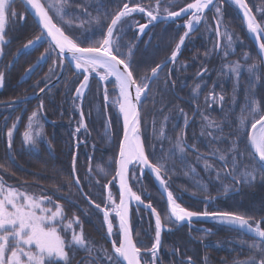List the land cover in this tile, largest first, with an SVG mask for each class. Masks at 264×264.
Returning a JSON list of instances; mask_svg holds the SVG:
<instances>
[{
    "label": "trees",
    "instance_id": "16d2710c",
    "mask_svg": "<svg viewBox=\"0 0 264 264\" xmlns=\"http://www.w3.org/2000/svg\"><path fill=\"white\" fill-rule=\"evenodd\" d=\"M123 2L126 0H69L68 14L64 19L71 23H61L60 26L66 34L79 38L82 46H91L102 38L112 15ZM135 2L147 7L155 0ZM191 2L193 0H176L169 9L176 11ZM246 3L260 21L264 16V0H246ZM216 7L221 9L219 14ZM13 10L24 15L25 19L10 20L6 25L9 42L3 46L5 56L0 59V71L5 72L0 87V165H3L0 178L6 185L29 194L52 197L64 210L63 224L74 215L78 216L80 225L73 223V228L77 232L82 228L87 244L94 249L92 256H95L100 249H111L103 215L83 196L74 180L78 177L83 193L101 206L106 202L104 185L112 181L108 189L117 201L118 190L113 177L122 137L121 121L110 108L105 109L102 95L98 97L99 112L95 110V101L88 92L82 105L86 129L77 133L80 113L74 92L82 76H78L69 65L58 84L40 97L28 99L45 85V81L48 83L56 77L60 66L53 65V60L57 59L55 52L50 59L40 60L37 64L41 54L49 48L46 38L28 49L23 48L28 39L39 34V29L19 0L13 4ZM50 15L58 21L52 11ZM97 17L100 23L96 22ZM134 17L138 20L142 15ZM219 17L221 33L226 32L232 39L229 46L227 35H221L217 50L216 21ZM186 19L153 23L141 37L133 28L132 18L123 22L118 32L124 43L134 47L131 66L135 76H150L152 67L169 58L179 36L185 31L183 23ZM237 64L238 70L231 71ZM250 65L256 66L251 72ZM33 67L35 70L26 75V71ZM50 68L54 69V74ZM158 75L159 78L151 84V91L141 102L140 119L146 154L154 163L165 166L168 189L183 207L191 211L233 212L252 217L253 221L264 218V180L260 178L261 174L257 173L254 182L237 183L228 174L231 163L226 168L224 162L213 155L218 149H228L232 141L243 150L245 133L250 130L251 121L248 128L239 127L242 110L250 111V103L256 101L264 111V68L236 8L227 0H215L204 13L201 24L187 37L175 64H164ZM114 86L113 80L106 84L109 96L114 95ZM41 101L46 119L38 108ZM32 111L40 112L38 126H34V131L40 133L36 147L23 142ZM17 117L20 120L9 149L5 118H8L10 127ZM205 117L219 127H207ZM161 127L163 135L160 134ZM181 136L186 145L195 146L185 148L183 160L176 150V140ZM206 164L211 167L206 168ZM252 164L251 157L245 155L239 158L238 171L246 166L250 169ZM133 171L137 174L130 177L132 190L141 195L145 203L151 202L164 221L168 213L166 201L153 177L146 172L140 179L138 166H133ZM68 180L73 183H65ZM225 187L229 189L227 192ZM45 206L55 210V204ZM113 223L115 240V219ZM63 224L59 225L62 234L70 238L71 230L63 231ZM131 225L138 246L150 248L155 238L153 215L145 208L132 206ZM167 227L171 230L162 232L157 264H189L188 257L192 258V264H234L252 256L260 257L258 250L251 247L260 241L231 227L200 221ZM261 227L264 228V221ZM149 258L150 254L145 255L142 264H147ZM81 262L90 264L89 254L83 250L76 252L72 259V264ZM96 264L100 262L97 260Z\"/></svg>",
    "mask_w": 264,
    "mask_h": 264
},
{
    "label": "snow or ice",
    "instance_id": "6c2138e0",
    "mask_svg": "<svg viewBox=\"0 0 264 264\" xmlns=\"http://www.w3.org/2000/svg\"><path fill=\"white\" fill-rule=\"evenodd\" d=\"M16 0H0V59L5 56L4 45L9 41L6 39V25L10 20L13 22L18 18L24 20L22 14H18L13 10V4ZM233 2L242 9L244 18L247 23V30L255 36L261 53H264V16L260 21L252 14L251 8L248 7L246 0H233ZM24 5L25 12L31 11L37 18L39 26V34L33 38L28 39L23 45L24 49L34 46L38 41L45 37L50 38L49 48L41 54L37 64L40 60L50 59L52 53L55 52L57 59L53 60V65L62 66L65 61L74 63L76 74L82 76L79 86L75 89L76 99H82L85 89L89 87V78L93 73L99 76L101 81H108L109 77H114L115 87L119 91V96L114 102L118 105L119 113L123 116L124 135L120 143L119 158L116 161L117 168L113 180L118 178L119 181V202L113 198L110 190L107 192L106 202L104 207L101 203H96L89 199L90 204H94L95 209L103 213V223L107 226L108 236L114 233L113 220L118 221L117 239L112 240L111 249H100L95 256H92L94 251L92 246L86 242L83 230L77 232L73 228V223L80 225V218L78 216L68 220L67 224H63L64 210L62 206L53 201L52 197L47 195L36 196L21 191L10 185H6L2 178H0V264H72V259L78 251H85L89 254L90 264H96L98 260L100 264H142L145 255L150 254L147 264H157L159 259L157 253L161 247V233L167 225L179 226L182 222H192L193 218H211L221 224L244 230L253 233L260 239L259 244L251 245L252 248L257 249L260 253L259 259L256 256L250 257L245 261H236L234 264H264V228L261 227V220L253 221L252 217H246L233 212L222 211H191L183 207L178 202V197L174 196L173 192L168 189L167 181L164 178L166 172L165 166L162 163H154L146 154L144 142L141 139L140 128V109L138 105L141 103L142 97L148 95L151 91V84L159 78V71L162 70V65L157 63L155 67L151 68V75L137 77L134 75V69L131 66V56L133 55L132 46H127V54L121 51V45L117 43V38L114 34L120 30L119 26L126 20L132 17L133 13H142L148 17L147 23L139 24L138 34L142 35L145 29L154 21H168L180 17L182 14H189L184 27L186 31L179 36L178 42L175 43L168 58L169 62L175 64L180 53L181 47L185 43L186 37L193 32L197 25L200 24L204 15L205 9L213 5L214 0H193V2L180 7L178 11H169L167 7L163 9L166 15H161V0H156L154 8H145L141 3L135 0H126L122 3V7L114 12L111 22L107 25L106 32L102 33V38L88 47L82 46L79 38H74L66 34L61 23L70 24L71 21H65L64 17L68 14L66 8L69 0H20ZM171 6V0H168ZM50 11H54L58 21L54 20ZM86 12L87 10L84 9ZM220 7H216V13L219 14ZM97 23H100L99 17L95 18ZM216 35H227L221 33L220 23L216 21ZM229 46L231 45V36L227 35ZM215 48H220L219 42ZM207 54V53H206ZM228 55L227 52L224 53ZM166 66V65H165ZM255 65L249 66V71L255 69ZM239 64L231 68V71L236 72ZM103 69L101 75L97 70ZM33 68L26 71V75H30ZM50 72L54 69L50 68ZM169 76L171 73L169 72ZM5 80V72L0 71V87L3 86ZM174 81L172 85L174 86ZM168 80H165V85ZM38 86V85H37ZM47 87V81H45ZM199 87V86H197ZM43 93L45 88H39ZM223 96L220 97L222 101ZM104 101L107 105L109 95L107 89L104 90ZM44 107L43 101L38 106L39 110ZM249 110H242L239 118V127L248 128L249 120L250 130L245 133L246 145L243 150L239 145L232 141L230 147L226 150H216L213 152L220 161L224 162L225 167L231 163V169L228 171L229 175L237 183H251L257 178L259 172L260 178L264 180V111L261 110L256 101H252L249 105ZM162 110V109H161ZM182 112V110H181ZM40 115L39 111H32L28 117V125L23 133V142L32 147H36L37 140L40 133L34 131V126H38L37 121ZM83 116V112H81ZM5 118L4 127L7 129L6 136L8 138V148H12V140L14 131L17 128V123L20 117L16 118L9 127ZM165 116L164 120L167 121ZM207 127H219L214 121L208 120ZM83 126V125H81ZM79 131V128L76 130ZM160 134H164V129L161 127ZM211 135V133H209ZM188 147L184 143L183 137H178L176 140V150L181 153V159H184L185 148ZM195 147L194 145L192 146ZM198 151V150H197ZM154 154V152H153ZM245 155L251 157L253 164L249 169L247 166L238 171L239 158ZM230 157V160H229ZM134 168L138 166L139 172L142 174L145 169H149L159 182L161 187L167 193L168 213L164 221H162L160 213L151 202L145 204V201L132 190L129 186V166ZM3 165H0L2 168ZM206 168L211 167L205 165ZM7 171V169H5ZM194 171V170H193ZM73 173H75V157H73ZM135 176V172H132ZM138 179V177H136ZM71 185L72 180L65 181ZM76 186L80 185V179L77 177L74 180ZM99 183V181H97ZM109 181L108 184H111ZM108 184L104 188L108 189ZM225 192L229 189L225 187ZM59 191V189H57ZM87 197V193L84 194ZM208 199H211L210 197ZM135 202L137 205H144L151 211L155 217V238L150 248L142 249L133 239L132 225L130 220V204ZM55 204V210L45 205ZM114 214V216H113ZM112 217V218H110ZM252 221V222H250ZM63 224V231L71 230L70 238H66L62 234V229L59 225ZM189 264H192V258L188 257ZM82 264V262H81Z\"/></svg>",
    "mask_w": 264,
    "mask_h": 264
},
{
    "label": "water",
    "instance_id": "95a60500",
    "mask_svg": "<svg viewBox=\"0 0 264 264\" xmlns=\"http://www.w3.org/2000/svg\"><path fill=\"white\" fill-rule=\"evenodd\" d=\"M19 2H20V0H19ZM214 2H215V0H214ZM232 2H233V0H232ZM21 4H22V3H21ZM233 4H234L235 8L237 9V11H238V13H239V15H240V17H241V19H242L243 26L245 27V30H246V32H247V34H248L250 40L252 41V43H253V45H254L256 51H257V54L259 55V57H260V59H261L262 65H263V67H264V53H261V52H260L259 47H258V44H257L256 39H255V36L247 30V23H246V20H245V18H244V14H243L242 9H240L239 6H237L234 2H233ZM22 6L24 7L23 4H22ZM211 6H212V5H210L208 9H205V12L208 11V10L211 8ZM177 11H178V10H177ZM27 12H28L29 15L32 17L34 23L37 25V27H38V29H39L37 18L34 16V14H33L31 11H27ZM205 12H204V13H205ZM189 14H190V13H189ZM189 14H182L180 17H177V18H175L174 20H178V19L184 18L185 16H187V15H189ZM202 19H203V17H202ZM202 19H201V21H202ZM158 21H160V20H158ZM158 21H154V22H158ZM200 23H201V22H200ZM199 25H200V24H199ZM199 25H197L196 28H197ZM148 27H149V26H148ZM196 28H195V30H196ZM146 29H147V28H146ZM146 29H145V30H146ZM39 30H40V29H39ZM195 30H194V31H195ZM194 31H193V32H194ZM193 32H191V33H193ZM191 33H190V34H191ZM190 34H189V35H190ZM45 38H46L47 41L50 43V38H48V37H45ZM186 39H187V37H186ZM186 39H185V41H186ZM220 40H221V38H220V37H217V42H219V44H220ZM182 47H183V46H182ZM182 47H181V49H182ZM217 50H219V48H217ZM168 62H169V60L167 59V60H166L163 64H161V65L163 66L164 64H166V63H168ZM67 64H68V65H69V66H70V67L76 72L75 67H74V63H72V62H70V61H65V62L63 63V65L60 66L59 71H58V74L56 75V77H55L53 80H51L50 82L47 83V87H45V85L42 87V88H45V91H44L43 93H41L40 91H38V92L35 93L34 95L30 96L28 99L40 97V96L43 95L47 90H49L50 88H52L53 86H55L56 84H58V83L60 82V80L62 79L63 75H64V72H65V69H66V65H67ZM94 76H95V78H97V79L103 84V86H104V81H101V80L99 79V76H98V75H94ZM91 77H92V75H91L90 78H89V84H90V81H91ZM81 80H82V79H81ZM78 86H79V84L77 85V87H78ZM87 90H88V88L85 89L84 95L86 94ZM74 96H75V92H74ZM83 98H84V96H83ZM83 98L80 99V105H79V108H80V109H79V111H80V116H81V112H82V110H81V103H82ZM142 98H143V97H142ZM141 101H142V99H141ZM104 102H105V101H104ZM138 108H139V109L141 108V103H140V105H138ZM41 113H42L43 117L45 118V115H44V113H43V109L41 110ZM45 119H46V118H45ZM81 119H82V123L84 124V122H85V120H84V116H81ZM140 121H141V119H140ZM140 128H141V123H140ZM123 135H124V127H123V118H122V137H121V141L123 140ZM141 139H142V130H141ZM121 141H120V143H121ZM187 146H188V148L192 149L191 146H189V145H187ZM119 150H120V146H119ZM118 158H119V152H118ZM132 167H133L132 165L129 166V168H130V172H131ZM146 171H147V172L153 177V179H154L156 185L158 186V188H159L161 194L163 195V197H164V199H165V201H166V204H167V193H166V192L164 191V189L161 187V185L159 184V182L155 179V176L151 173V171H150L149 169H145L144 172H143L142 174L140 173V177H142ZM115 181H116V186H117V190H118V202H119V181H118V178H117ZM128 183H129V186L131 187V185H130V173H129V180H128ZM78 187H79L81 193L83 194V196L86 197V196L84 195V193H83V190H82L81 186L79 185ZM108 190H109V189H107L106 192H105L106 197H107V192H108ZM86 199L89 201V199H88L87 197H86ZM145 204H147V203H145ZM93 205H94V204H93ZM131 206H139V207H142V208L147 209L144 205H137L134 201L131 202V204H130V213H129V215H130V220H131ZM147 210L151 213V211H150L149 209H147ZM167 210H168V205H167ZM153 217H154V216H153ZM154 219H155V217H154ZM195 221H200V222H215V221H213V219H211V218H204V217H200V218H195V217H194L193 220H192V222H195ZM183 224H189V223H188V222H182L180 225H183ZM180 225H179V226H180ZM117 227H118V221H117ZM232 228H233V227H232ZM234 229H236V228H234ZM165 230H168V229L164 228V229H162V232L165 231ZM237 230H240V229H237ZM240 231H241L242 233H244L245 235H247V236H249V237H251V238H255V239H257V240L260 241V239H259L258 237H256L253 233L248 232L247 229L240 230ZM132 235H133V234H132ZM161 236H162V233H161ZM107 238H108V241H109L110 246H111V242H112V240H114V239H113V236H108V234H107Z\"/></svg>",
    "mask_w": 264,
    "mask_h": 264
},
{
    "label": "rangeland",
    "instance_id": "374dc122",
    "mask_svg": "<svg viewBox=\"0 0 264 264\" xmlns=\"http://www.w3.org/2000/svg\"><path fill=\"white\" fill-rule=\"evenodd\" d=\"M45 2L47 3L48 2V0H45ZM176 3V0H171V5H173V4H175ZM155 4H156V0H155V3L153 4V5H150V6H147L146 8H154L155 7ZM165 7H167L168 9L169 8H171L170 7V5H169V3H168V0H161V15H166V13L163 11V9L165 8ZM169 11H170V9H169ZM53 13H54V11H52ZM136 14H142V13H139V12H137V13H133V15H136ZM219 20H220V17L218 18ZM185 23H186V21H185ZM123 24V23H122ZM133 24H134V22H133ZM185 25V24H184ZM122 26V25H121ZM124 26V25H123ZM223 32H224V30H223ZM116 37H118L117 38V43H119L120 45H121V51L122 52H124L125 54H127V51H128V48H127V46H132V48H133V52H134V47H133V45L132 44H126V43H124L123 41H122V39H121V36H120V33L118 32V33H116V34H114ZM131 58H132V56H131ZM101 75L103 74V72H100L99 71V69L97 70ZM104 71V70H103ZM93 75H97L96 73H93ZM110 78H112V79H115L114 77H109V79ZM92 84H91V87H90V95H91V97L94 99V103H95V110H97L98 112H99V108H100V101H99V96L101 95V91H100V81L97 79V78H95V77H93V79H92V82H91ZM113 91H114V95L116 94V92H118V95H119V91H118V89L114 86L113 87ZM93 95V96H92ZM110 96H113V95H110ZM95 97V98H94ZM111 102H113L115 99H113V97H112V99H109ZM115 107H114V110H115V112L117 113V115H119L120 116V114H119V112H118V106L115 104L114 105ZM119 119V118H118ZM120 120V119H119ZM77 133H79V131L77 132ZM78 144V143H77ZM114 215V214H113Z\"/></svg>",
    "mask_w": 264,
    "mask_h": 264
},
{
    "label": "flooded vegetation",
    "instance_id": "af4514ba",
    "mask_svg": "<svg viewBox=\"0 0 264 264\" xmlns=\"http://www.w3.org/2000/svg\"><path fill=\"white\" fill-rule=\"evenodd\" d=\"M133 17V16H132ZM141 20V22H144V19H140ZM133 172V171H132ZM132 172H131V174H132ZM137 173L135 172V175H136ZM133 176V175H132Z\"/></svg>",
    "mask_w": 264,
    "mask_h": 264
},
{
    "label": "bare ground",
    "instance_id": "6f19581e",
    "mask_svg": "<svg viewBox=\"0 0 264 264\" xmlns=\"http://www.w3.org/2000/svg\"><path fill=\"white\" fill-rule=\"evenodd\" d=\"M118 112H119V109H118ZM120 114V113H119ZM121 115V117L123 118V116H122V114H120ZM213 221H215V220H213ZM215 222H217V221H215ZM217 223H219V222H217ZM219 224H221V223H219Z\"/></svg>",
    "mask_w": 264,
    "mask_h": 264
}]
</instances>
